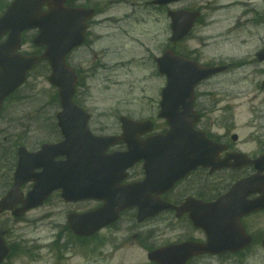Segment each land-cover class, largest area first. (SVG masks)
<instances>
[{"label":"flooded vegetation","instance_id":"obj_1","mask_svg":"<svg viewBox=\"0 0 264 264\" xmlns=\"http://www.w3.org/2000/svg\"><path fill=\"white\" fill-rule=\"evenodd\" d=\"M201 1L173 2L167 7H160L151 4L150 0H134L128 4L131 13L127 18L103 17L101 23L100 19L89 20L86 42L76 48L70 58L78 75L75 96L78 100L85 94L81 91L83 83L88 87L87 90L90 89V84L86 82L89 77L86 75L94 74L96 64L97 69L106 72L108 83L112 79L110 75L119 73L145 72L146 82L153 78L156 80L157 90L155 85L152 92H142L144 104L140 112L89 115L90 131L100 137L120 135L122 118L141 122L142 125L137 129L141 143L169 129L167 120L160 116V96L166 80L158 70L157 59L160 56L172 51L204 66L225 67L220 74L201 82L195 92L194 111L198 115L196 129L216 144L213 152L205 156L204 164L171 183L175 163L168 158L167 161L162 160L165 155L159 154V151L165 148L158 145L137 147L134 155L114 163L115 167L126 168L125 172L109 171L106 175L120 177V186L128 188V196L139 202L124 210L116 222L90 236L74 234L69 225V216L94 211L103 205L102 201L90 198L64 202L61 191H56L40 207L18 220L25 223L31 213L44 210L36 221L47 222V226L42 227L15 226L13 211L22 207V204H18L13 210L0 213V230L5 231L3 239L9 248L3 264H14L21 256L29 261L27 264H35L36 261L41 264H79L76 260L78 256L84 261L81 264H94L96 242L109 231L113 233L110 243H114L117 249L123 245L138 247L136 249L141 264H159V261L171 264L180 261H184V264H264V11L246 5L231 30L228 28L216 35L204 33L212 22L202 25L200 23L206 17L198 19L192 32L175 43L172 40L173 21L168 16L169 11H205ZM95 6L89 7H94L99 13V7ZM158 11H164L165 18L152 16ZM100 24L104 25L103 34H98ZM152 25L161 27L152 32ZM239 31H246V34L237 42L229 40ZM35 34L36 31L25 33L26 37ZM102 37L103 46L99 49L98 43ZM240 46L246 48L241 54L217 55L210 60L205 59L209 49L214 51V48H227L233 52L235 47ZM34 51L40 53V50ZM240 67L248 69L247 72L252 76L253 92L250 100L259 101L258 106L251 104V107L254 106L252 124L259 128L249 130L244 137L237 131L238 100L242 92L237 91V88L233 92L226 88L220 89L217 93L201 89L211 80ZM36 71L31 72L30 77ZM36 84L34 81L30 83L24 101H34ZM11 118L21 123L16 124L12 120L13 123L4 132L7 134L2 140L0 137V173H3L4 167L5 170L6 166L9 167L0 176V199L14 185L21 147L30 153H37L43 144H57L63 140L56 115L36 111L28 113L25 110ZM128 152V145L118 141L108 146L102 155ZM64 159L61 155L53 157L57 162ZM91 159L93 155L90 154L87 160ZM76 160L78 164V156ZM28 164H32L30 158ZM97 164L111 165L101 162ZM88 180L91 183L93 177H88ZM145 180L147 182L143 184ZM133 185L136 188L131 192L129 187ZM33 186L34 182H26L21 187L22 200L26 199ZM57 213L64 221L61 225L52 223ZM139 217L144 218L139 220ZM167 247L180 249L167 255H154V260L151 259L154 252ZM101 258L106 259L104 255Z\"/></svg>","mask_w":264,"mask_h":264},{"label":"water","instance_id":"obj_2","mask_svg":"<svg viewBox=\"0 0 264 264\" xmlns=\"http://www.w3.org/2000/svg\"><path fill=\"white\" fill-rule=\"evenodd\" d=\"M170 0H158L162 4H166ZM48 3L49 10L43 13L41 8L45 3ZM65 0H16L6 11V13L0 18V37L3 34L9 33V38L6 43L0 45V66L2 71L0 74V109L1 104L9 94L16 90L25 80L27 71L38 61L35 56L24 57L21 55L13 54L20 48L21 33L30 28H39L40 35L35 38L37 45H46L47 50L43 55V58L49 60L53 73L50 76V81L60 88V98L62 101L63 111L59 113L60 125L66 140L57 146L46 145L43 148L41 154L49 151L54 147H71L73 141L79 138L83 139V136H88L85 127H79L78 132L72 133L66 128V124L70 122L68 115L84 114L72 101V97L75 91L76 78L72 70L66 65L65 57L71 51V49L77 44L75 37V11L64 7ZM195 16V14H194ZM193 16V17H194ZM62 31V42L59 41V32ZM184 34V32L182 33ZM14 60V61H13ZM175 70L171 73V80L169 86L165 91V96L171 95L174 97V102L164 101L163 113L169 114L168 119L171 124L170 132L162 139L164 146H170L179 148L182 154H186V148L192 146H199L203 144L205 140L202 138L199 141L198 134L194 130V123L196 119L192 121L189 117L193 118L192 100L195 86L202 79L207 78L219 71V69H205L198 65H194L184 59H178L174 63ZM167 74V72H166ZM167 93V94H166ZM170 96V97H171ZM179 101L184 106V111L179 112ZM169 109V111H168ZM87 119L76 120L79 124H86ZM72 123V122H71ZM79 135V136H77ZM128 132L124 134V138H128ZM85 138V137H84ZM204 141V142H203ZM112 142V141H111ZM207 144V142H205ZM133 145V142L130 143ZM211 144L208 143L207 146ZM76 146V143H75ZM202 146V145H201ZM184 147V148H183ZM79 152H83L85 148L78 147ZM210 149V148H209ZM208 151V150H207ZM212 150H209L210 154ZM68 156L67 162L62 165H56V167L43 164L41 160L38 164L43 167L44 170L40 176L25 177L24 176V164H20L18 172L16 174V184L14 189L11 190L8 197L2 203L3 207H7V202L13 204V200L19 193V187L28 178H34L36 181L35 191L32 192L27 201L26 208H29L40 204L43 200V196L55 189H63V197L66 200H73L74 198H84L88 194L95 196L96 198L107 199L104 195L108 194V190L104 189V184H99V181L94 182L93 186H89L88 190L83 181L80 180L78 197H74L71 184V150L64 152ZM204 159H201L200 154L196 156V164L202 163ZM51 170H54L51 172ZM65 178L67 180H65ZM79 178H84L82 172H79ZM96 183V184H95ZM118 203H122L121 200ZM107 208H103L94 214L95 216V230L100 229L109 222V213ZM104 217L107 218L104 220ZM104 220V221H101ZM71 223L75 224L76 219L72 216ZM88 234V233H83ZM1 236V232H0ZM2 250L0 248V263L7 254V249L4 244L1 243Z\"/></svg>","mask_w":264,"mask_h":264},{"label":"rangeland","instance_id":"obj_3","mask_svg":"<svg viewBox=\"0 0 264 264\" xmlns=\"http://www.w3.org/2000/svg\"><path fill=\"white\" fill-rule=\"evenodd\" d=\"M8 1V0H7ZM72 1H83L87 4L97 5L102 14L99 15L100 23L103 21V17L123 19V17H128L131 13L129 3H132L134 0H129L128 2L123 0H72ZM119 1V3H118ZM143 1V0H142ZM145 1V0H144ZM2 0H0V3ZM124 2H126L124 4ZM201 3L204 4V15L206 18L202 21V25H205L207 22H212V25L206 27L204 30L205 34L216 35L217 33L223 32L229 28L231 30L232 25L235 22V19L243 11L246 5H251L259 11H264V0H202ZM1 6V4H0ZM159 26H152V32L158 29ZM105 32L104 25L100 24L98 28V34H103ZM246 34V31L236 32L232 38L229 40L239 41L242 35ZM103 37L100 38L98 46L99 49L103 46ZM228 40V41H229ZM231 45V44H229ZM29 48L26 46V49ZM246 51V48L243 46L235 47V50L232 52L227 48L217 49L214 48V51L209 49L206 51L205 59L210 60L213 56L217 55H238ZM91 57H89L90 59ZM91 61V60H90ZM94 74H90L86 81L90 84V89L88 87H82V91L85 93L82 95V101L85 103L89 110L92 113H130V112H140L142 105L144 104V99L142 92L146 91L148 93L152 92V88L156 85V90L158 89L157 83L152 80L149 83V87L146 88L148 81L146 82V76L143 72L135 73H119L113 74L111 81L107 82V74L102 69H97L98 64L94 66ZM248 69L245 67H240L235 71L221 75L213 80H211L206 85L202 86L201 89L204 91H210L212 93H217L220 89H227L229 92L237 91L242 92L238 102L240 103L238 107V132L244 137L247 135L248 131L251 129L257 130L259 127L252 124V114L254 112L253 107L258 106V100L251 101L253 92L251 75L247 72ZM49 69L46 66H42V69L36 71V73L29 79L30 82H36V87L40 95L37 96L39 99L37 102H33L32 105H29L28 102H19V104L14 101L7 106L6 111L3 113V117L0 118V133L1 140L3 139L4 133L8 128V125L11 123L10 120L16 122L11 118L13 113H21V109H25L28 113L41 110L44 114H53L57 110L55 102L53 101V92L54 89L48 81ZM29 88L28 86L24 87V91ZM150 89V90H149ZM36 90V92H37ZM154 90V92H156ZM23 91V92H24ZM21 93L18 96L23 97L24 93ZM152 94V93H151ZM158 94V91H157ZM250 100V101H249ZM260 100V99H259ZM255 104L251 107V104ZM13 105H16L15 109ZM19 122V121H17ZM20 123V122H19ZM264 124V121L262 122ZM23 128V126H20ZM5 167L3 173H0L2 176L5 173ZM64 206H62L63 208ZM44 210H39L30 214L25 223H15V226L27 227V226H47V222L35 224L34 221L38 219V216L42 214ZM61 212V211H60ZM57 213L53 217V222L56 225H61L63 219ZM129 218V217H126ZM32 235V234H31ZM113 233L109 231L103 234L100 237L99 241L96 242V250L94 252V264H141L139 253L136 248L137 246L123 245L120 248H116L114 243H110ZM102 255L106 259L101 258ZM79 264L82 261L81 257L76 258ZM29 261L21 256L14 261V264H27ZM35 264H41L39 261H36Z\"/></svg>","mask_w":264,"mask_h":264}]
</instances>
